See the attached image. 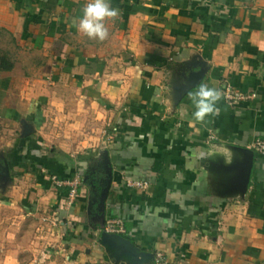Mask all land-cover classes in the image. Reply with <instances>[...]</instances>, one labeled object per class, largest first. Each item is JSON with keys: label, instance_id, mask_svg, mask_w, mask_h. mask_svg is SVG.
Segmentation results:
<instances>
[{"label": "crops", "instance_id": "0c3cea01", "mask_svg": "<svg viewBox=\"0 0 264 264\" xmlns=\"http://www.w3.org/2000/svg\"><path fill=\"white\" fill-rule=\"evenodd\" d=\"M87 2L0 0V264H264V0H109L103 42Z\"/></svg>", "mask_w": 264, "mask_h": 264}, {"label": "clouds", "instance_id": "9594fccd", "mask_svg": "<svg viewBox=\"0 0 264 264\" xmlns=\"http://www.w3.org/2000/svg\"><path fill=\"white\" fill-rule=\"evenodd\" d=\"M119 15L120 9L112 7L109 0H88L75 27L87 38L103 42L110 35L106 21H115ZM188 98L195 108V121L203 123L206 117L216 116L220 112L217 103L222 98V93L216 86L201 83L197 90L188 92Z\"/></svg>", "mask_w": 264, "mask_h": 264}, {"label": "built area", "instance_id": "2783aa9c", "mask_svg": "<svg viewBox=\"0 0 264 264\" xmlns=\"http://www.w3.org/2000/svg\"><path fill=\"white\" fill-rule=\"evenodd\" d=\"M224 96L227 103L235 105L236 103L249 99L252 95H247L241 91L234 90L232 87L227 86L224 91ZM252 147L259 153L264 154V136H258L252 142ZM54 181L66 187V201L65 206L70 208L74 205L76 198L79 194V188L83 184L82 177L79 173L66 177H53ZM147 183L145 180L132 179L126 182L128 186H143ZM104 231L107 233L122 234L127 232L125 219L120 216H108L104 220ZM163 255L159 252L156 253V264H163Z\"/></svg>", "mask_w": 264, "mask_h": 264}, {"label": "rangeland", "instance_id": "374dc122", "mask_svg": "<svg viewBox=\"0 0 264 264\" xmlns=\"http://www.w3.org/2000/svg\"><path fill=\"white\" fill-rule=\"evenodd\" d=\"M107 134L109 135V133L107 132Z\"/></svg>", "mask_w": 264, "mask_h": 264}]
</instances>
